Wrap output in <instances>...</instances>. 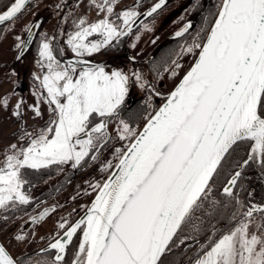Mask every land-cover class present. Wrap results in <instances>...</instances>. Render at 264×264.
<instances>
[{
    "label": "snow or ice",
    "instance_id": "1",
    "mask_svg": "<svg viewBox=\"0 0 264 264\" xmlns=\"http://www.w3.org/2000/svg\"><path fill=\"white\" fill-rule=\"evenodd\" d=\"M30 2L7 0L0 11V25L14 20ZM117 3L89 0L99 17L95 21L66 12L65 23L72 16L69 31L61 30L60 36L39 33L36 64L40 73H32L39 87L28 109L34 118L43 119L41 105L46 104L48 119L35 131L22 123L17 142L8 146L0 162V212L43 205L26 188L31 183L26 170L66 164L76 169L87 165L88 158L98 160L112 139L108 123L119 118L130 82L160 95L142 70L108 71L104 64L85 59L115 47L138 20L150 31L139 18L153 16L166 0H157L144 13L137 10L140 0L118 13ZM203 22L205 27L191 37V44L182 47V53L193 54L194 63L165 102L147 117L143 129L137 131L120 120L118 138L129 143L114 149V163L109 160L101 165V171L107 168L112 175L103 183H89L96 195L83 215L75 222L61 217L57 231L38 253L14 257L0 245V264H69L74 243L70 264H166L165 257L180 232L190 229L193 236L186 239H194L205 229L195 212L221 180H226L223 193L234 202L229 217L233 226L220 232L212 225L213 234L206 246L201 244L195 264H264V204H242L234 191L240 169L251 161L264 167V0H219ZM39 28L40 21L29 23L26 35L15 37L16 60L29 50L34 30ZM191 28L189 22L175 36ZM66 50L71 57L61 59ZM180 67L173 60L172 67L164 70L175 74ZM151 70L159 74V65ZM7 103L2 98L0 106L6 108ZM22 105L21 99L14 106V117L22 116ZM95 117L99 122H93ZM244 144L248 145L247 158L229 172L225 164ZM55 209V205L45 206L29 220L37 224ZM14 239L28 243V234H17Z\"/></svg>",
    "mask_w": 264,
    "mask_h": 264
},
{
    "label": "flooded vegetation",
    "instance_id": "2",
    "mask_svg": "<svg viewBox=\"0 0 264 264\" xmlns=\"http://www.w3.org/2000/svg\"><path fill=\"white\" fill-rule=\"evenodd\" d=\"M4 2L5 0H1L0 10H3L2 4ZM155 2H157V0H140V5L137 10L141 12ZM218 2L219 0H166L165 6H162V8L157 11V13L153 14V16L151 17H144L142 19L144 23H147L149 25V27H154V34L156 36L158 35V37L160 38L159 43L148 52V55L142 56L141 54L135 53L131 45V41L134 38L136 31L143 27V25L139 22L133 28L132 32L129 33L128 36L123 37L121 41L115 45V47L104 50L105 55L95 58L85 57V59H89L90 61L94 62V64H104L106 66V70L112 68V64H115L118 67L123 66V68H128L129 66H131L134 70H142L148 83L153 86L156 84V81H160L158 78L162 73L161 67H163L162 65L165 62L171 59V55H173V53H171L172 50L180 45L182 41H186L194 36L196 34L195 31L197 32L198 30H200V28L205 27L203 17L208 14L209 10H214ZM135 3L136 0H118L115 10L116 12H119L122 9L132 7L133 5H135ZM57 4L61 5V7L57 8ZM66 12H71L72 16L75 17L86 15L90 22L95 21L99 18L97 15V10L94 7L90 6L89 0H31V2L25 7V9L19 16H17L14 20H10L8 22H5L3 25H0L1 38L3 37L2 34H4L1 31L8 23H13L23 17L24 27H21L23 28V33L21 34L22 37H24V30L26 25L34 21H40V28L37 29V33L34 39L35 43V40L39 37V33L42 32L45 26L50 24L52 20H54V18H57L54 34H56L57 29H59V25L60 28H65L67 24V27L70 26L71 28L72 16L69 17L66 23L64 22V13ZM189 22L192 23V28L189 30V32L183 34L181 37L170 36V34L174 30H176L180 26L184 27V25ZM15 55L16 53L13 54V57H15ZM71 55V53H68L61 59H68L71 57ZM130 57H135V59L132 60L130 59ZM154 64L159 65V74L151 70ZM6 72L9 74V76L13 75L15 77V80L12 81L14 89L21 90V92L25 93L27 100H30V102L34 100L33 91H30L31 85L28 86V81H26L27 79L29 80V78L31 80L32 75H30L29 77L26 69L21 71H16L15 69L7 70ZM153 88L156 89L154 86ZM140 92L141 93H139L137 89L133 88L129 90L125 98V104L122 106L119 117H121L123 113H131L132 111L140 108L147 101L148 93L152 94V100L155 104L158 100H155L154 96H160L153 95V92H151L147 88H141ZM2 118L4 117L0 116V132L4 131L2 130ZM114 118L118 119L116 117ZM96 122H99V119L94 123ZM109 124L110 123H108V126ZM107 130L109 134H111V128H108ZM247 150L248 147L246 148L245 146H242V148L239 150L237 149L234 152L233 156L225 164V168L228 169L229 172L236 170V165L242 162L243 159L247 158ZM240 171L242 172V175L239 178L237 185L234 187V191L238 193L241 203L245 205L249 203H255L258 205L264 204V167H261V165L255 161H251L248 165L240 169ZM224 183H226V180L216 182L212 186V191L211 193H209L208 199L202 202V208L195 212V216L206 226L205 229L199 234L195 235L194 239H186V237L193 236V233L190 229H184L182 232H180L178 236L174 238L175 243L171 249V252L165 257L166 264H195V261L199 257L201 251V244H204L206 246L207 243H209L207 237L213 234L212 225H215L216 229L220 230V232L227 231L230 227L233 226L229 217L234 202L230 197L226 196L223 193L222 189ZM55 194L56 193L53 190H51L49 193H45L44 190L34 196L35 200L43 201V205L33 203L30 206H25V211H18L15 214L24 215L26 212L27 214L25 215V219L23 220L25 221L32 214L39 212L45 206L52 207L53 205H55L57 208L56 204L47 202V200L55 196ZM94 194L95 192L93 193V195L88 197V193L82 190V192L78 195L79 197H81L78 198L79 200L75 199L77 196H75V198L67 200L69 202L72 201L71 205L73 209H75V211H71L72 217L70 219V222L74 221V219L82 212V210H84V208L93 198ZM213 202L216 203L214 204ZM221 204H228L229 207L226 209L221 208ZM42 222L43 221L37 224L32 223L27 229H22L21 226L20 230L18 229L17 231H14V235H16L19 231L23 234L34 226H40ZM55 232H52L49 235H52ZM49 235L44 236L45 239H43L42 244L39 247L35 248L32 251L24 253H38V250L41 247H45L49 243V240L47 239ZM76 242L78 243V237L76 238ZM75 247L76 244L74 243L69 251V255L67 257L69 264ZM51 254L54 253H50V255Z\"/></svg>",
    "mask_w": 264,
    "mask_h": 264
},
{
    "label": "rangeland",
    "instance_id": "3",
    "mask_svg": "<svg viewBox=\"0 0 264 264\" xmlns=\"http://www.w3.org/2000/svg\"><path fill=\"white\" fill-rule=\"evenodd\" d=\"M56 20L57 18H54V20H52L50 24L45 26L42 32L48 35L60 36L61 30L67 32L71 29L70 26L67 27V24L65 28H60L59 25V29H57L56 34H54V29L56 28ZM22 21L23 17L13 23H8L1 31L4 33L2 34L3 37L1 38L0 35V44H2L0 45V104H2V98L6 97L8 101L6 108L0 106V116L4 117L2 118V130L5 131L0 132V162L3 161L4 156L8 151V146L12 143L17 142V130L22 123L28 130L35 131L38 127L44 125L48 119L46 104L41 105V109L44 113L43 119L34 118V114L28 109V105L34 104L36 98L34 97V100L30 102V100H27L25 93L21 92V90L14 89L12 81L15 80V77L13 75L9 76V74L6 72L7 70L15 69L16 71H21L26 69L29 77L33 72H37L38 74L40 73V69L36 64L37 43L39 37L35 40V43L32 44L29 50L24 53L20 60H16L15 57H13V54L16 53L17 50V48H15L14 46L16 43L15 37L17 35L21 36V34L23 33V28L21 27H24V21ZM149 28L151 30L147 31L143 27H141L138 31H136L134 38L131 41V45H135V47L132 46L134 52L137 54H141L142 56L148 55V52L153 49V47H155V45H157L160 41L158 35L156 36L154 34V27ZM6 29L10 30L6 31ZM94 38L96 37H92L90 39ZM63 39H66V36L61 37V43L63 42ZM191 42V38L186 41H182L180 45L172 50L171 53H173V55H171V59L162 65V73L158 78L161 81V84L160 81H156V84L153 85L160 92V96H154L155 100H160L162 98V95L166 92V90H168L169 87L173 86V84L180 78V76L186 70L187 66H189V64L193 60V54L182 53V47L187 44H191ZM68 53L70 52L66 50V54ZM102 55H105L104 50L90 57L95 58ZM173 60H177L181 65L180 69L175 74H171L164 70L166 67H172ZM112 69H121L125 72H131L132 70H134L131 66H129L128 68H123V66L118 67L115 64H112V68L107 70L111 71ZM26 81H28V86L31 85L30 91H37V88L39 87L38 82H35L33 78H31V80L29 78V80L27 79ZM131 88L137 89L138 92L141 93V87L134 81L129 83V90H131ZM151 95V93H148L147 101L140 108L132 111L131 113H123L118 119H115L113 117L110 120L108 128H111L110 135L112 139L108 142L107 147L102 149V152L99 154L98 160L93 162L90 160V158H88L89 163L87 165H85L84 167H78L76 169H72L70 164H66L61 167L51 166L50 168L41 169L39 171L26 170V175L31 182L30 186H26L27 190L30 192V195L34 198L36 194L44 190L45 193H49L51 190H53L56 194L55 196L47 200V202L56 204L57 208L43 220L40 226H34L27 232L23 233L28 234V243L17 242L14 239L17 234H22V232L19 231L16 235H14V231H17L18 229L20 230L21 226L25 222L23 220L25 219L26 214H15L14 216H8V219L4 220L3 216H5L6 213L0 212V240L13 256H19L22 252H29L39 247L43 241L40 237H44L52 232H55L57 230V222L61 217H67L69 220L71 219V211L73 210V207L71 205L72 201L69 202L67 201L68 199L75 198V196H77L75 199L79 200L78 198L81 197H79L78 195L82 192V190L88 193V197L93 195L94 191L89 187V183H102L104 178L110 172V170H108L107 168H105L104 171H101V165L106 164L109 160L113 161L114 163V149L124 148L129 143L128 140H120L118 138L117 133L120 127V120H125L129 123L131 128L138 131L143 122L154 111L155 103L153 102ZM21 99L23 100L22 116L20 118H17L12 115V111L14 109V106ZM149 104L151 105V107H148ZM98 119L99 117H95L93 119V122L97 121ZM33 232L35 233V235H31V233Z\"/></svg>",
    "mask_w": 264,
    "mask_h": 264
},
{
    "label": "water",
    "instance_id": "4",
    "mask_svg": "<svg viewBox=\"0 0 264 264\" xmlns=\"http://www.w3.org/2000/svg\"><path fill=\"white\" fill-rule=\"evenodd\" d=\"M156 3V2H155ZM153 5V4H152ZM151 5V6H152ZM151 6H149V7H147L146 9H144L143 11H141L140 13H144V12H146ZM2 11V10H1ZM145 16H143V15H141V17L139 18L140 20H142L143 18H144ZM35 22V21H34ZM139 23V20L137 21V23H136V25ZM135 25V26H136ZM134 26V27H135ZM183 28V26H180L179 28H177L176 30H174L171 34H170V36L171 37H174L175 36V33L177 32V31H179V30H181ZM37 31V29H35L34 30V37H35V35H36V32ZM26 35V33L24 34V36ZM32 46V44L29 46V48ZM19 54V50H17V52H16V55H15V57L17 56ZM196 55H198V51H197V53H196ZM16 59V58H15ZM87 60H89V59H87ZM90 61V60H89ZM91 63H93L94 64V62H92V61H90ZM194 63V58H193V60H192V62L190 63V65L186 68V70L183 72V74L180 76V78L176 81V83L171 87V89L167 92V94L165 95V97H164V99L158 104V106L155 108V110H158V108L165 102V98L167 97V95L176 87V85L180 82V80L182 79V77H183V75L189 70V68L191 67V65ZM155 110L151 113V114H154V112H155ZM147 122V119L143 122V124L140 126V128L138 129V131L139 130H142L143 129V126H144V124ZM109 175H112V171H110L108 174H107V176L104 178V180H106L107 178H108V176ZM103 180V181H104ZM103 183V182H102ZM95 195H96V193L94 194V196H93V198L91 199V201L88 203V205L87 206H89L90 204H91V202H92V200L95 198ZM43 209H41L40 211H42ZM83 212H84V210H82V212L74 219V221H72V222H75L77 219H79L82 215H83ZM36 214V213H35ZM32 215H34V214H32ZM32 223L30 222V220H29V218L28 219H26L25 220V222L23 223V227H22V229H27L30 225H31ZM0 245H3L5 248H6V246L2 243V241L0 240ZM47 246V245H46ZM45 246V247H46ZM6 250L10 253V251L6 248ZM39 251V250H38ZM11 254V253H10ZM12 255V254H11Z\"/></svg>",
    "mask_w": 264,
    "mask_h": 264
},
{
    "label": "trees",
    "instance_id": "5",
    "mask_svg": "<svg viewBox=\"0 0 264 264\" xmlns=\"http://www.w3.org/2000/svg\"><path fill=\"white\" fill-rule=\"evenodd\" d=\"M0 2H1V0H0ZM7 3V0H5V2L2 4V6L4 5V4H6ZM199 31V30H198ZM197 31V32H198ZM196 31H195V33H197ZM242 146H245L246 148L248 147V145L247 144H244V145H241L239 148H238V150L239 149H241L242 148ZM16 213V212H15ZM15 213H6V215H8V216H12V215H14Z\"/></svg>",
    "mask_w": 264,
    "mask_h": 264
},
{
    "label": "crops",
    "instance_id": "6",
    "mask_svg": "<svg viewBox=\"0 0 264 264\" xmlns=\"http://www.w3.org/2000/svg\"><path fill=\"white\" fill-rule=\"evenodd\" d=\"M7 90V89H6Z\"/></svg>",
    "mask_w": 264,
    "mask_h": 264
}]
</instances>
